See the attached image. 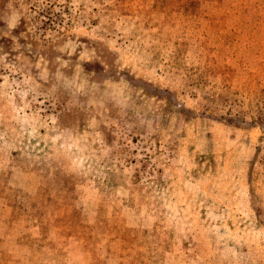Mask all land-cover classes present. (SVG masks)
Wrapping results in <instances>:
<instances>
[{"label":"rangeland","instance_id":"374dc122","mask_svg":"<svg viewBox=\"0 0 264 264\" xmlns=\"http://www.w3.org/2000/svg\"><path fill=\"white\" fill-rule=\"evenodd\" d=\"M0 264H264V0H0Z\"/></svg>","mask_w":264,"mask_h":264}]
</instances>
